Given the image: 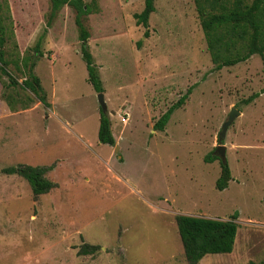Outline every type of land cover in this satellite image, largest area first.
<instances>
[{
    "label": "rangeland",
    "instance_id": "374dc122",
    "mask_svg": "<svg viewBox=\"0 0 264 264\" xmlns=\"http://www.w3.org/2000/svg\"><path fill=\"white\" fill-rule=\"evenodd\" d=\"M82 2L115 144L97 138L98 93L75 12L63 7L47 27L48 0H7L6 58L34 62L49 107L5 90L0 73V264H187L178 216L236 227L230 254L197 264L264 263V94L246 103L264 87L259 56L214 70L194 0H154L146 29L133 18L144 0ZM7 71L21 82L12 64ZM232 109L239 115L220 143ZM220 145L231 174L223 191L219 161L205 160ZM18 165L48 167L55 187L34 198L24 179L2 172ZM88 246L97 250L83 254Z\"/></svg>",
    "mask_w": 264,
    "mask_h": 264
},
{
    "label": "trees",
    "instance_id": "16d2710c",
    "mask_svg": "<svg viewBox=\"0 0 264 264\" xmlns=\"http://www.w3.org/2000/svg\"><path fill=\"white\" fill-rule=\"evenodd\" d=\"M48 2L47 27L50 26L52 20L63 7L67 6L75 12L80 55L87 74L86 81L96 93H102V84L87 44L89 33L81 21L82 17L91 13L90 4H85L82 0H48ZM153 3L154 0H144L143 10L139 14L133 15L137 26L148 28L149 16L154 12ZM194 3L206 49L210 56V61L214 65V70L218 71L224 67L246 62L251 56L257 55L261 59L264 80V0H194ZM9 21L7 0H0V73L8 80L4 89L20 87L24 91L33 94L38 103L44 107H49L40 80L33 73L34 62L28 65V57L9 60L6 58L4 47L8 38L12 35V29L8 26ZM40 41L37 42L34 48L35 53L39 56ZM10 64L13 65L17 72L23 75L21 82L15 80L7 71V67ZM189 92L190 89L157 120L153 126L154 131H164L171 113L184 103ZM261 94H264V87L260 92L252 94L246 103L252 102ZM6 97L9 100V96ZM8 100L6 103H12ZM97 138L100 144L111 147L115 144L110 130L109 119L105 114L101 113V110ZM205 160L206 162L219 161L220 174L215 182V188L217 191H223L231 181L227 163L221 161L213 154L207 156ZM48 171V167L25 165L2 170L7 175H17L24 179L29 184L34 198L48 193L55 187L45 177ZM231 219L235 220L236 214ZM176 226L187 264H197L209 254H230L232 251L236 227L231 222L178 216L176 218ZM84 250L83 254H93L97 248L88 246V251Z\"/></svg>",
    "mask_w": 264,
    "mask_h": 264
},
{
    "label": "water",
    "instance_id": "95a60500",
    "mask_svg": "<svg viewBox=\"0 0 264 264\" xmlns=\"http://www.w3.org/2000/svg\"><path fill=\"white\" fill-rule=\"evenodd\" d=\"M97 99H98V104H99L101 113L105 114V112H106V105H105L104 100H103V94L99 93L98 96H97ZM238 115H239V112L238 111H236L234 109H232L230 111L229 116H228V119L222 125L221 132L219 133V141L220 142L225 137V133H226L228 127L230 126V124L232 123V121L234 120V118L236 116H238ZM216 152L220 156L221 161H225V158H224L225 147L222 146V145L218 146L216 148Z\"/></svg>",
    "mask_w": 264,
    "mask_h": 264
},
{
    "label": "flooded vegetation",
    "instance_id": "af4514ba",
    "mask_svg": "<svg viewBox=\"0 0 264 264\" xmlns=\"http://www.w3.org/2000/svg\"><path fill=\"white\" fill-rule=\"evenodd\" d=\"M221 143V142H220ZM217 157L220 159V156L219 155H217ZM221 160V159H220Z\"/></svg>",
    "mask_w": 264,
    "mask_h": 264
}]
</instances>
